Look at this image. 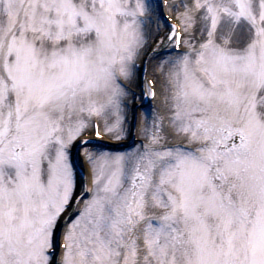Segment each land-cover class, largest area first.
<instances>
[{"label": "snow or ice", "instance_id": "obj_1", "mask_svg": "<svg viewBox=\"0 0 264 264\" xmlns=\"http://www.w3.org/2000/svg\"><path fill=\"white\" fill-rule=\"evenodd\" d=\"M0 264H264V0H0Z\"/></svg>", "mask_w": 264, "mask_h": 264}, {"label": "bare ground", "instance_id": "obj_2", "mask_svg": "<svg viewBox=\"0 0 264 264\" xmlns=\"http://www.w3.org/2000/svg\"><path fill=\"white\" fill-rule=\"evenodd\" d=\"M134 90L137 91V88L135 87V85L133 86ZM149 102V101H148ZM149 105V103H148ZM150 106V105H149ZM104 142H109V143H114L113 141H109L107 138L104 139ZM87 165L85 164L84 165V168H85V175L87 174Z\"/></svg>", "mask_w": 264, "mask_h": 264}]
</instances>
